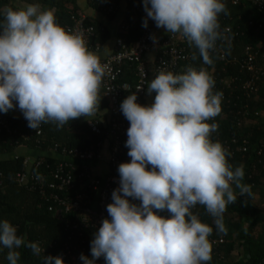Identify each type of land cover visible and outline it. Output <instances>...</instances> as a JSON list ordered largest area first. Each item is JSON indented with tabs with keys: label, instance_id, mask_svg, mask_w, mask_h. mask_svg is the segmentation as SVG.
Here are the masks:
<instances>
[{
	"label": "clouds",
	"instance_id": "1",
	"mask_svg": "<svg viewBox=\"0 0 264 264\" xmlns=\"http://www.w3.org/2000/svg\"><path fill=\"white\" fill-rule=\"evenodd\" d=\"M143 9L142 27L151 19L167 33L182 34L204 63H212L209 52L220 35L218 17L229 14L222 0H143ZM0 17V112L18 106L28 127L36 130L42 123L62 128L94 115L105 70L83 39L58 25L52 11L39 4L5 6ZM150 38L154 43L158 39ZM213 87L204 69L188 66L182 74L155 75L147 85L149 95L155 92L151 105L139 104L136 93L122 101L121 111L130 123L125 146L131 161L118 167L119 187L107 205L110 219L94 233L92 258L81 254L82 264H96L100 257L106 264L211 260L208 237L213 229L192 209L203 206L217 231L225 233L227 206L239 196L252 195L251 185L243 183L244 166L233 169L230 153L210 139L218 126L207 121L219 114L222 95ZM0 245L8 249V264H18L22 246L34 256L45 253L38 242L18 236L6 219L0 220ZM42 259L43 264H64L62 256Z\"/></svg>",
	"mask_w": 264,
	"mask_h": 264
},
{
	"label": "built area",
	"instance_id": "2",
	"mask_svg": "<svg viewBox=\"0 0 264 264\" xmlns=\"http://www.w3.org/2000/svg\"><path fill=\"white\" fill-rule=\"evenodd\" d=\"M91 3L103 14L114 15L118 12L119 0H90ZM237 5H249L256 12L264 11V0H231ZM4 6H0L3 9ZM131 12L136 18H143L146 13L143 9V4L132 2ZM2 19V17H0ZM88 19L84 14H80L73 24L68 27V32L79 35L88 50L99 52L100 46H93L92 40L96 36V28L93 24H88ZM219 23V38L215 41L213 49L209 55L211 59L216 58V63H222L223 76L217 84L214 83L213 92L221 93V104L226 109H232L234 97L241 100L240 92L243 97L250 98L258 91V83L264 77V52L261 51L260 45L247 44L239 52L228 53L231 42V32L234 23L224 21ZM155 22L149 19L148 27H142V32L138 40L135 42H126L122 37H117L113 52L105 58H97L101 66L104 68V76L100 87L103 92V97L107 100L109 111L113 118L110 123V133L114 136L109 142H98L89 145L85 149L70 148L58 143L51 144V152L59 157L50 173V179L46 174L39 176L33 169L45 165L46 159L43 156L31 157L26 155L23 160L24 170L18 172L15 180L20 185H29L31 189L39 191L44 203H49V210L53 212L55 217H59L66 213H79L82 215V224L84 227H90L96 233L102 225L105 218L110 219L107 212V205L112 203V192L119 187L118 167L121 163L130 162L131 157L127 155L129 149L125 146L124 138L127 137V129L130 126L129 121L124 117L120 105L129 94H137V102L145 105L147 95V85L155 77L159 71H171L174 74H182L188 66L195 67L197 70L202 69V65L206 64L200 57L198 49L194 45H190L187 39L180 33H169L162 41L161 49L156 54L153 70L149 67L146 59L154 45L150 38L155 35ZM129 25L124 23L121 27V32L127 33ZM262 43V42H261ZM193 54L196 59H193ZM198 56V57H197ZM200 63L197 65L196 60ZM201 58V59H200ZM203 63V64H202ZM207 64L210 68V74L216 73V66ZM124 65L133 67L135 81H120V76L124 74ZM235 66L238 71L235 74H228L229 67ZM153 72H152V71ZM244 116H253L254 122L260 120L264 126V110L254 112L249 110V106L245 104ZM240 113V112H239ZM209 124L215 123L218 126L216 117L207 121ZM99 121L91 120L90 128L95 133H100L101 129L98 126ZM241 121L238 126H241ZM211 133L210 139L212 142H219L233 156L236 153L250 154L248 161L245 164V172L254 164L255 156L264 154V134L257 139L255 144H252L248 139H240L235 135H231L226 139H222L218 132ZM0 133H6L11 137L10 145L19 148L23 143L33 142L37 149L42 145V125L36 130L19 131L12 126L9 118L0 113ZM108 143V144H107ZM105 149L107 151L108 173L105 177L94 175L92 163L101 160L104 157ZM16 158L19 154H14ZM260 162V161H259ZM50 168L49 164H46ZM244 166V165H243ZM2 174L0 173V177ZM1 183V181H0ZM76 183L79 187H76ZM92 194H95V198ZM93 196V197H92ZM94 198V199H93ZM130 202L139 204L131 197ZM93 204L95 206H93ZM201 205H197L192 209L195 214L200 210ZM166 217H170L169 214ZM211 245V251L221 248L226 239L223 235L216 236L211 234L208 237ZM44 249L43 242H39ZM214 253H211V255ZM216 255V254H214ZM70 264H82V262L68 248L64 256ZM104 257L97 259V264H104Z\"/></svg>",
	"mask_w": 264,
	"mask_h": 264
},
{
	"label": "trees",
	"instance_id": "3",
	"mask_svg": "<svg viewBox=\"0 0 264 264\" xmlns=\"http://www.w3.org/2000/svg\"><path fill=\"white\" fill-rule=\"evenodd\" d=\"M30 4H39L43 10H54L55 21L58 25L63 27L66 31L74 20L80 16L79 7L76 0H22ZM132 2L143 4V0H130L129 11L126 22L129 25L127 33L120 30L118 37H122L124 41L130 43L135 42L142 32V18L137 16L134 18L131 12ZM228 9V15L221 13L218 17L220 22L229 21L234 23L231 32L232 45L229 46V54L239 52L244 45H260L261 51L264 52V11L256 12L249 5H237L231 0H222ZM9 4L7 0H0V6ZM92 4V3H91ZM93 5V4H92ZM94 6V5H93ZM10 7L17 8L10 4ZM95 7V6H94ZM96 8V7H95ZM18 9V8H17ZM114 15H106L108 18L115 17ZM93 24L96 28V36L92 40L93 46H100L101 48L109 40L110 35L106 28ZM166 37V36H165ZM164 37V38H165ZM163 38V39H164ZM262 42V43H261ZM198 57V56H197ZM201 59V58H200ZM213 64L216 66V73L211 75L210 68L207 64L202 65L204 69L213 79L214 83L223 76L222 63H216V58L213 57ZM197 65L200 61L197 58ZM238 69L235 66L229 67L228 74L237 73ZM225 76V75H224ZM120 81L136 80L133 74V67L124 65V74L120 76ZM259 89L253 97H243L240 92L241 100L234 97L232 109H224L220 103V112L216 116L218 122V132L222 139H226L231 135H235L240 139H248L252 144H255L257 139L264 134V126L260 120L254 122L253 116H244V106L247 104L249 110L252 112H259L264 110V77L258 83ZM99 101L96 108V115L93 119H75L69 121L62 128H58L53 123H42V145L38 148L40 154L46 159L45 165L34 168L33 171L42 176L46 174L50 179V173L59 157L54 156L50 150L51 144L58 143L70 148L85 149L89 145L98 142H109L114 139L110 133L111 115L107 100L103 97L101 87L99 88ZM127 97V96H126ZM108 107V116L99 114V111ZM19 109L18 106L14 110ZM240 112V113H239ZM2 113V112H1ZM6 115L12 123V126L19 131H32L28 127V121L22 118H16ZM99 121L100 133H95L90 128L89 123L92 120ZM241 121V126L238 122ZM11 137L6 133H0V220H8L13 226L17 228V235L22 236L26 241L43 242L45 253L41 256H34L30 249L21 247L17 249L20 252V259L18 264H43V255L62 256L64 264H70L64 257L68 248L72 250L73 254L80 260L81 254L90 258V242L93 239V231L90 227H84L82 224V215L79 213H64L59 217H55L53 212L49 210V203H44L42 196L36 189H31L29 185H20L15 176L18 172L24 170L23 160L26 155L19 154V157L14 156L16 147L10 145ZM126 144L127 138H124ZM108 144V143H107ZM25 146L37 149V146L32 142L23 143L20 147ZM243 153H236L228 157V162L233 169L237 166L244 165L248 161L250 154L242 155ZM260 161V162H259ZM50 168H47V165ZM149 168V166H148ZM245 170V169H244ZM251 185L252 195L241 196L242 202L249 206L252 211V234L248 239V255L250 264H264V154L262 156H255L254 164L245 172L244 182ZM76 187L79 184L76 183ZM94 198L95 194H92ZM92 196V197H93ZM93 198V199H94ZM93 206H95L93 204ZM158 215H171L167 210H156ZM203 223H207L213 229V235H223L226 243L219 249L211 251V260L207 264H225V259L230 258L231 253L237 247V240L234 238L243 227V217L235 212L231 206H227L223 214V222L226 228L225 233H220L214 224V218L211 217L203 206L195 213ZM8 249L0 245V264H8L7 260ZM81 261V260H80ZM82 262V261H81ZM104 264H106L103 258Z\"/></svg>",
	"mask_w": 264,
	"mask_h": 264
},
{
	"label": "crops",
	"instance_id": "4",
	"mask_svg": "<svg viewBox=\"0 0 264 264\" xmlns=\"http://www.w3.org/2000/svg\"><path fill=\"white\" fill-rule=\"evenodd\" d=\"M7 1L9 4H12L17 8H23L27 4H30L22 0H7ZM129 2L130 0H119V8H118V12L116 13L115 17L108 18L105 14H103L97 8H95L91 4L90 0H76V4L79 7V12L81 14H84L87 17L89 22L95 23L96 25H100L106 28L107 31L109 32L110 38L99 52L89 50L95 55L96 58H105L113 52L116 38L118 37L120 33L122 25L126 22V18H127L128 11H129ZM52 13H54V10H52ZM154 27H155V37H157L158 39L154 43L150 52L146 56V59L149 63V67L152 70H153V66L155 63L156 54L161 49L163 38L169 34L163 28H157L156 25H154ZM154 97H155V92H153L151 95L147 93L146 98H145L146 106L151 105L154 102ZM107 108L108 107L106 106L104 110L99 111V114L103 116L104 115L108 116ZM7 114L10 116H14L16 118L24 117L23 113L19 109H16V110L11 109L7 112ZM95 115H96V112L92 116H89L86 118L82 116L79 119H83V120L93 119ZM103 119H105V116L103 117ZM104 153L105 154H104L103 159L97 160L92 163V169H93L94 175L99 176V177H105L109 171L106 149ZM14 154H21V155H28L31 157H36L40 154V152L38 151V149L22 146V147L17 148ZM150 169H151V166L149 165V170ZM243 182H244V179H243ZM233 187H234L236 194L239 196V189H235V186ZM135 201L140 203V201L138 200H135ZM228 206H231L235 210V212L240 214L243 217L244 222H243L242 230L234 237L237 240L236 242L237 247L231 253L230 258L225 259V262H226L225 264H250L248 261L249 259L248 239L252 234V219H253L252 211L249 208V206H247L246 204L242 202L241 196L237 198L236 203L230 204ZM91 258L92 257L90 256L89 259ZM96 264H97V260H96Z\"/></svg>",
	"mask_w": 264,
	"mask_h": 264
}]
</instances>
